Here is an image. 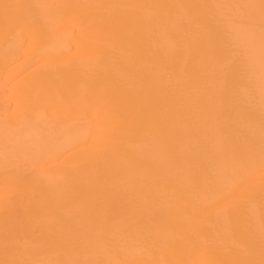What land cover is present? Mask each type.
<instances>
[{"label": "bare ground", "instance_id": "obj_1", "mask_svg": "<svg viewBox=\"0 0 264 264\" xmlns=\"http://www.w3.org/2000/svg\"><path fill=\"white\" fill-rule=\"evenodd\" d=\"M0 264H264V0H0Z\"/></svg>", "mask_w": 264, "mask_h": 264}]
</instances>
